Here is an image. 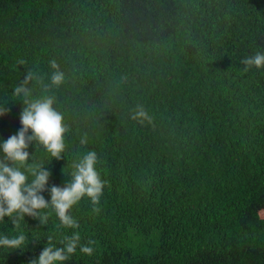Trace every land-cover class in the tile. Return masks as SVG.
<instances>
[{"label":"trees","instance_id":"trees-1","mask_svg":"<svg viewBox=\"0 0 264 264\" xmlns=\"http://www.w3.org/2000/svg\"><path fill=\"white\" fill-rule=\"evenodd\" d=\"M256 52L264 0H0V138L26 100L51 97L64 148L30 142L22 170L49 171L48 199L94 151L104 181L69 209L75 227L51 207L0 218V236L24 237L0 264L73 233L62 264H264V65L243 63Z\"/></svg>","mask_w":264,"mask_h":264},{"label":"clouds","instance_id":"clouds-1","mask_svg":"<svg viewBox=\"0 0 264 264\" xmlns=\"http://www.w3.org/2000/svg\"><path fill=\"white\" fill-rule=\"evenodd\" d=\"M243 63L261 67L264 65V52H256L246 57ZM52 68L51 82L59 84L63 73L57 70L55 62H52ZM31 76L32 73H29L25 81ZM15 93L27 97L29 90L21 84L16 87ZM52 103L51 97L26 100L19 115L20 127L7 138H0V218L22 215L36 217L40 215L39 210L51 207L63 225L75 227L76 222L69 214L71 206L84 196L90 198L93 204L99 201L104 181L95 169L97 157L94 151H88L75 163L71 179L65 186L48 187V199H45L42 193L49 179V171L46 168L33 169L29 179L22 170L21 166L29 159L28 147L32 141L43 145L52 157H60L64 148L62 134L65 127L62 125L61 114L52 107ZM6 112V109L0 108V117ZM132 118L149 119L143 109L135 111ZM40 218L43 222L44 217ZM23 239L22 235L13 238L0 236V246L17 248ZM78 240V234L73 233L60 246H43L29 264H62L76 250ZM80 251L91 254L93 249L88 245H80Z\"/></svg>","mask_w":264,"mask_h":264}]
</instances>
